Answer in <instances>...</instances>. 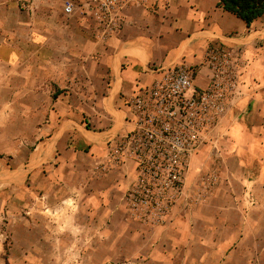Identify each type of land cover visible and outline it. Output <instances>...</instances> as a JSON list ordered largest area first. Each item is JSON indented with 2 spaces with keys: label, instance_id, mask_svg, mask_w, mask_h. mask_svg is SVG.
Here are the masks:
<instances>
[{
  "label": "crops",
  "instance_id": "crops-1",
  "mask_svg": "<svg viewBox=\"0 0 264 264\" xmlns=\"http://www.w3.org/2000/svg\"><path fill=\"white\" fill-rule=\"evenodd\" d=\"M218 1L123 0L118 26L109 32L104 23L91 19L87 7L66 18L59 9L46 8L45 0L32 15L4 0L0 3V155L19 150L30 156V162L54 156L59 201L68 204L75 190L70 176L76 169L70 157L85 152L91 164L83 171L81 188L91 203L100 198L109 220L126 189L123 173L127 171L109 169L108 153L132 128L128 100L182 63L198 68L194 85L205 88L211 73L208 51L221 46L231 55L242 92L227 118L232 143L228 156L235 163L229 171L236 172L232 179L240 183L242 194L231 190L226 203L215 193L212 202L218 211L213 217L218 225L201 226V231H239L242 240L228 247L230 255L221 259L223 264H234L230 256L242 252L244 238L253 236L255 245L246 250L250 258L245 262L264 264V15L247 27L216 7ZM18 128L21 138L16 141ZM212 167L193 165L192 170ZM102 169L99 187L92 177ZM71 210L63 214L70 220L75 207ZM199 212L196 215L204 219ZM226 214L240 221L232 224ZM86 218L95 219L91 209ZM182 218L195 219L177 214L167 231H175Z\"/></svg>",
  "mask_w": 264,
  "mask_h": 264
},
{
  "label": "rangeland",
  "instance_id": "rangeland-1",
  "mask_svg": "<svg viewBox=\"0 0 264 264\" xmlns=\"http://www.w3.org/2000/svg\"><path fill=\"white\" fill-rule=\"evenodd\" d=\"M11 1L31 15L43 6L42 0ZM45 1L46 8L59 9L66 18L79 14L90 3V0ZM68 3L75 8L71 14L65 12ZM14 17L19 18L16 14ZM20 30L21 35L25 29ZM229 124L225 119L211 133V140L191 157L192 166L213 167L182 173L181 187H160L167 183V173H158L155 178L154 173L134 170V162L127 161L119 169L127 171L123 173L126 189L123 196H118L117 211L109 220L102 213L100 198H94L91 203L81 188L83 171L91 164L85 152L70 157L76 169L73 177L70 176L75 190L68 204L59 201V178L54 174L58 161L54 156L46 155L40 162H30V156L19 150L14 155H0V264H223L221 259L230 255L228 247L241 239L239 231H201V226L218 225L213 217L218 211L212 202L215 193L226 203L231 190L232 194H242L240 183L231 174L236 172L229 171L235 164L228 156L232 144L228 137ZM19 131V128L14 131L18 132L14 134L16 141L21 138ZM218 166L227 169L221 170ZM104 172L102 169L92 177L95 185H100L98 180ZM139 181L156 185L139 187L136 186ZM137 191H143L148 202L136 198ZM73 207L75 217L70 220L65 216ZM90 209L95 214L92 222L86 218ZM182 213L195 219L182 218L175 231H167L173 217ZM226 218L232 224L240 221L233 215L226 214ZM226 239L230 241L228 244ZM254 240L253 236L244 238V250L230 256L234 264H246L245 260L250 258L246 250H251Z\"/></svg>",
  "mask_w": 264,
  "mask_h": 264
},
{
  "label": "built area",
  "instance_id": "built-area-1",
  "mask_svg": "<svg viewBox=\"0 0 264 264\" xmlns=\"http://www.w3.org/2000/svg\"><path fill=\"white\" fill-rule=\"evenodd\" d=\"M122 4V0H90L87 8L111 32L118 26L117 11ZM74 10L71 3L65 6L67 14ZM207 62L211 73L205 88L194 85L198 68L182 63L167 69L160 80L128 100L127 119L132 128L110 146L109 169L133 161V169L140 173H154L155 178L167 173V183L160 187L182 186V173L192 169L191 157L211 140V133L228 118L241 94L239 75L226 49L210 48ZM150 185L139 181L136 186ZM143 191H137L136 198L148 202Z\"/></svg>",
  "mask_w": 264,
  "mask_h": 264
},
{
  "label": "trees",
  "instance_id": "trees-1",
  "mask_svg": "<svg viewBox=\"0 0 264 264\" xmlns=\"http://www.w3.org/2000/svg\"><path fill=\"white\" fill-rule=\"evenodd\" d=\"M216 7L236 16L247 27L264 15V0H219Z\"/></svg>",
  "mask_w": 264,
  "mask_h": 264
}]
</instances>
